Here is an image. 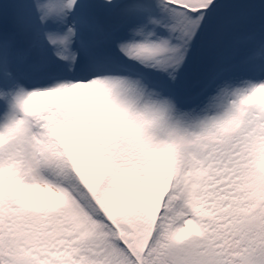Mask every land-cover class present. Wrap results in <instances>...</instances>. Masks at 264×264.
<instances>
[{"label": "snow or ice", "instance_id": "6c2138e0", "mask_svg": "<svg viewBox=\"0 0 264 264\" xmlns=\"http://www.w3.org/2000/svg\"><path fill=\"white\" fill-rule=\"evenodd\" d=\"M0 264H264V0H0Z\"/></svg>", "mask_w": 264, "mask_h": 264}, {"label": "rangeland", "instance_id": "374dc122", "mask_svg": "<svg viewBox=\"0 0 264 264\" xmlns=\"http://www.w3.org/2000/svg\"><path fill=\"white\" fill-rule=\"evenodd\" d=\"M194 95V90L189 91V98H191Z\"/></svg>", "mask_w": 264, "mask_h": 264}]
</instances>
